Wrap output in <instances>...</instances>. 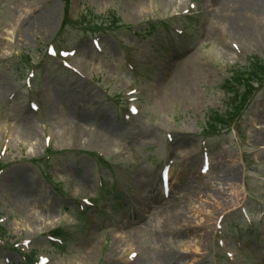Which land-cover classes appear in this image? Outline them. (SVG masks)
<instances>
[{
  "label": "rangeland",
  "instance_id": "1",
  "mask_svg": "<svg viewBox=\"0 0 264 264\" xmlns=\"http://www.w3.org/2000/svg\"><path fill=\"white\" fill-rule=\"evenodd\" d=\"M67 1L0 0V264H129L130 245L136 264H264V84L207 125L264 62V18L251 42L232 0Z\"/></svg>",
  "mask_w": 264,
  "mask_h": 264
},
{
  "label": "bare ground",
  "instance_id": "2",
  "mask_svg": "<svg viewBox=\"0 0 264 264\" xmlns=\"http://www.w3.org/2000/svg\"><path fill=\"white\" fill-rule=\"evenodd\" d=\"M232 1H234V10H233V12L236 15V17L234 16V18L231 19V21L233 20V22H231L232 25L233 26L237 25V27L239 28L238 30L243 31L246 34V37H248L251 42L253 40H258V35H259L261 27L259 26V21L258 20L255 23L252 19H254V17H259V16L264 18V0H232ZM251 6H253L254 9H252ZM134 14H135V11H134ZM237 27H234V29H236ZM174 58H175V56H173V55H169L168 56V59L164 63L163 71L164 70H168L170 68L171 63L174 61ZM163 71L161 70V75L162 76L166 75ZM161 80H162V77H161L160 81ZM163 83H164V80H162L159 83V85H158V87L156 89L158 90L157 92H158L159 95L162 93L163 96L166 97L165 90L163 91V89L161 88V86L165 87L164 86L165 84H163ZM153 91H156V90H153ZM73 119H74L73 128H74L75 134L72 135V140L77 142L83 137V134L85 132V129H86V126H87V123H88L89 119H88L87 115L82 114V113H80L79 111H76V110L74 111ZM28 135L32 139H37L38 138V134L32 129H31L30 132H28ZM103 138H104L105 141L107 140L105 137H103ZM209 166H210L209 170L206 173L207 175L210 174L211 169H212V166L211 165H209ZM171 180H172V178H171ZM178 180L176 181V182H178L177 186L176 187H172V191L176 190L178 187H180V188L182 187V185H180V184H182L183 181H181V180L178 181ZM4 183H6V181L3 182V185H4ZM154 191L155 190H152L151 194H153ZM172 195H173V193H172ZM172 195L169 196L167 199L164 198L165 201L168 202L170 199L172 200V198L174 199L176 197V195H173V196ZM158 202H159L158 198L155 197V196H152V195H150L149 197H147L145 199V203H147V205H146L147 208H151L152 204L158 203ZM215 204L220 206V204H218L216 202H215ZM142 205H143V203L139 202L137 207L142 206ZM164 212L165 211H163V213ZM143 214H148V213L146 211V213H143ZM191 214H192V212H189L187 210V206L183 205V206L179 207V210H175L174 213L171 215L170 219L167 218V220L165 222L168 223V224H172V225L176 226V225H178V223L177 224H173L172 221H177V220L180 219L179 223H181L182 221H184V219L190 217ZM129 217H130L129 218L130 219L129 223H133V221L135 223H137L136 221L140 220V216L137 215L136 213H134L133 215H131ZM193 220H195V219H193ZM127 233H129V235L130 234L131 235L134 234L133 232H130V231L127 232ZM120 249H121V247H120L119 243H115V245L112 247L113 253H115V252L117 253L118 251H120ZM95 255H96V251L92 250L90 255H89V257L90 258H94ZM137 257H139V256H137ZM122 259H120V261ZM136 261H138V260H136Z\"/></svg>",
  "mask_w": 264,
  "mask_h": 264
},
{
  "label": "trees",
  "instance_id": "3",
  "mask_svg": "<svg viewBox=\"0 0 264 264\" xmlns=\"http://www.w3.org/2000/svg\"><path fill=\"white\" fill-rule=\"evenodd\" d=\"M264 63L261 62L258 58H256V62L253 66V70L249 73H245L243 74L239 80H238V86L234 85L235 87H232L230 90L233 92V105H238V104H241V102H238V101H241L242 97L245 96L248 91H251L252 89H254V86L256 84H260V83H263L264 80ZM262 80V81H261ZM245 93V94H243ZM244 99V98H243ZM234 116H231V118L233 117L236 118V112L233 113ZM214 118H213V121H217L220 122V124H223L225 120H229L228 118H226L225 120L222 121V117L224 115H218V114H215L213 115ZM228 116V115H226ZM221 118V119H219ZM215 119V120H214ZM231 119V120H233Z\"/></svg>",
  "mask_w": 264,
  "mask_h": 264
}]
</instances>
